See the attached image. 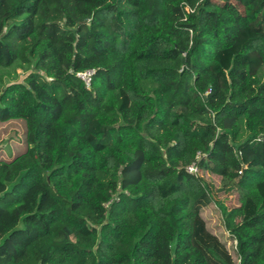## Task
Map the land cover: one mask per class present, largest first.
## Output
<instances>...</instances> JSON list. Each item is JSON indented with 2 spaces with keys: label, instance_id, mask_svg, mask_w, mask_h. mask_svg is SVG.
Returning a JSON list of instances; mask_svg holds the SVG:
<instances>
[{
  "label": "trees",
  "instance_id": "1",
  "mask_svg": "<svg viewBox=\"0 0 264 264\" xmlns=\"http://www.w3.org/2000/svg\"><path fill=\"white\" fill-rule=\"evenodd\" d=\"M17 124L0 264H264V0H0Z\"/></svg>",
  "mask_w": 264,
  "mask_h": 264
},
{
  "label": "rangeland",
  "instance_id": "2",
  "mask_svg": "<svg viewBox=\"0 0 264 264\" xmlns=\"http://www.w3.org/2000/svg\"><path fill=\"white\" fill-rule=\"evenodd\" d=\"M18 73H20V76L23 75V71L20 69ZM21 137V124L9 126L0 125V158H9L13 156L14 153L16 154L15 144L22 143ZM191 186L195 188L194 183H191ZM204 216L208 220L213 231L222 239L226 240L230 250L234 251L235 242L230 238V234L224 228L223 219L217 205L213 204L206 207Z\"/></svg>",
  "mask_w": 264,
  "mask_h": 264
},
{
  "label": "built area",
  "instance_id": "3",
  "mask_svg": "<svg viewBox=\"0 0 264 264\" xmlns=\"http://www.w3.org/2000/svg\"><path fill=\"white\" fill-rule=\"evenodd\" d=\"M94 74V70H86L84 72H78L77 76L80 77L85 81V83L89 86L92 80V75ZM189 173H197L198 172V165L196 162H193L187 168Z\"/></svg>",
  "mask_w": 264,
  "mask_h": 264
}]
</instances>
